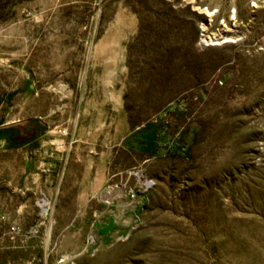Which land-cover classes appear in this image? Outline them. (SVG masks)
I'll list each match as a JSON object with an SVG mask.
<instances>
[{
	"label": "rangeland",
	"instance_id": "obj_1",
	"mask_svg": "<svg viewBox=\"0 0 264 264\" xmlns=\"http://www.w3.org/2000/svg\"><path fill=\"white\" fill-rule=\"evenodd\" d=\"M0 264H264V0H0Z\"/></svg>",
	"mask_w": 264,
	"mask_h": 264
},
{
	"label": "crops",
	"instance_id": "obj_2",
	"mask_svg": "<svg viewBox=\"0 0 264 264\" xmlns=\"http://www.w3.org/2000/svg\"><path fill=\"white\" fill-rule=\"evenodd\" d=\"M35 139L39 141V145L40 147H42L45 143L43 142V136L41 133H39L38 135L36 134L35 135ZM44 165H39V174L42 175V176H45V174L47 172H45L46 170H48V168L46 169L45 167H43ZM85 177L82 176V179H84ZM81 179V178H80Z\"/></svg>",
	"mask_w": 264,
	"mask_h": 264
},
{
	"label": "built area",
	"instance_id": "obj_3",
	"mask_svg": "<svg viewBox=\"0 0 264 264\" xmlns=\"http://www.w3.org/2000/svg\"><path fill=\"white\" fill-rule=\"evenodd\" d=\"M209 40V39H208ZM204 42V41H203ZM145 187H147V184H145Z\"/></svg>",
	"mask_w": 264,
	"mask_h": 264
}]
</instances>
